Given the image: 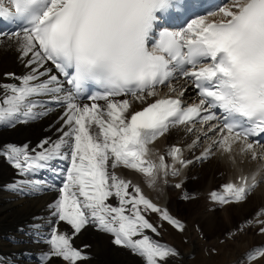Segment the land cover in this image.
<instances>
[{
  "label": "snow or ice",
  "instance_id": "1",
  "mask_svg": "<svg viewBox=\"0 0 264 264\" xmlns=\"http://www.w3.org/2000/svg\"><path fill=\"white\" fill-rule=\"evenodd\" d=\"M194 2L0 0V23L16 25L0 30V46L26 69L0 80V127L59 113L35 146L0 145L17 175L6 185L13 194L55 193L47 234L40 224L31 229L45 245L40 264H88L89 246L74 244L88 228L140 264H183L159 237L165 225L179 233L186 225L117 169L162 196L184 189L189 168L226 158L233 175L208 193L221 212L248 203L264 184V0H226L184 26L164 25ZM174 132L180 141L169 143ZM246 162L258 167L245 172ZM250 230L264 237V206L225 238ZM237 264H264V243Z\"/></svg>",
  "mask_w": 264,
  "mask_h": 264
},
{
  "label": "bare ground",
  "instance_id": "2",
  "mask_svg": "<svg viewBox=\"0 0 264 264\" xmlns=\"http://www.w3.org/2000/svg\"><path fill=\"white\" fill-rule=\"evenodd\" d=\"M14 69H17L18 71L22 72L23 74L26 72V69L24 68V66H22L20 61L17 60V54L15 51L8 48V47L0 46V80H3V74L4 73H7V72L12 71ZM57 115H58V113H53L52 115H49L48 118H43L42 120H37L35 122H32L31 124H23V125H28V126L34 127L35 131L23 133L22 135L15 137L12 141H14V140L24 141L25 140L27 142H30V143L36 145L42 138H44L47 135H51V133L48 131V126L53 122V120L55 119V117ZM174 135L177 137L179 136L177 133H174ZM169 138L173 139V135ZM172 139H168V141H173ZM175 141H179V140H175ZM162 142L163 141L159 142L157 145H155V147L161 149ZM7 143H8V141H6L2 137H0V145H4ZM210 163H211L210 165H205V164L201 165L203 170L200 173L198 172V169H200V168H197V172H194V174H192L193 176H197V178H193V179H196L195 181H193V179L191 181L189 180V183L192 182L193 184L197 185V191L199 193H198V195H196V199H194L192 201H186L192 207H196V209L194 211V215H191V218L189 217L188 220L184 219L187 223L185 233L188 235V237L191 241L195 240V242H194L195 244L197 242V238L202 234L200 231L199 232L196 231V228H195L196 225H198V228L201 227L200 229L206 228V231L208 229V231H213L215 234V232H217L219 227L217 228L215 226V229H214V225H211V223L215 222L217 225L218 220H220L219 213H222V215L224 217V215L226 216L231 211L230 210L231 208H229L225 211H222V212L221 211H210V209L208 208L209 204L204 202L205 201L204 200L205 199L204 194L207 191H209L210 189H212L214 186H216L217 181H220L219 175L221 174L220 173L221 171H222V176L224 177V181L226 179H228L231 175H233L232 169L228 165L226 158H225V160L216 159ZM257 167H258V165L255 162H246L243 165L244 170H246L247 172L250 170H255ZM191 168H196V167H191ZM191 168H189L187 170V173H189V171H191ZM117 171L119 174L125 175L129 179H132L133 182L140 183L142 188L144 189V192H146L149 196H151L157 202L161 201L163 203L164 202L167 203L166 204L167 207H170V203H171V200L173 198L176 200V195H179V192L184 193V190H175V192H177V193L174 194L173 188H166L164 191V194L162 196H160V195H158L157 192H155L152 189H150L149 187H147V185L144 183V180L142 177L135 175L131 172H126L123 169H117ZM15 179H17V175H16L15 170L12 167H10L9 164L5 160L0 159V191H2L5 195L4 197H1L2 195L0 197H1V199H3L4 202H7L9 204L8 208L14 210L16 213L15 217L12 220L5 222V223L2 220L3 223L0 224V231L2 228H4L2 230L3 232L5 229L12 231V232L10 231L9 233H7V235H8V238L12 239V241L14 242V247H13V251H12L13 256H15L16 254H20V253H26L28 255L29 261L34 262L33 255L34 254L37 255L38 253H41L44 250V248H42L43 246L38 247V244H39L38 242L36 245L33 242L28 243V241L32 240V237L22 236V233H24L25 229L18 228V226H20V224L22 223V222H20L21 220L28 219L30 216H35V217H38V220L33 222V224H40L41 227L44 228L45 223L48 220L52 219L51 216L47 213V206L50 203L49 200H51L53 198L55 193L54 192H42V193H38V194H36L34 196H30V197L17 196L15 194H13L6 187V185L11 184ZM189 185H191V184H189ZM262 191L264 192V184H262L255 191L254 195L252 196L251 200L248 203L241 205V206H237L238 207L237 209L240 210V213L242 216H245V218H247L248 216L253 214V212L256 211L258 208L264 206V195L260 194ZM251 206H253V207H251ZM234 208H236V207H234ZM250 209H251V211H250ZM188 216H189V214H188ZM242 216L237 215V218H239V220H240ZM186 217H187V215H186ZM224 218L226 219L227 216ZM16 220H17V222H16ZM204 220L209 222L210 225H207V223ZM241 222H242V220H241ZM227 223H228V220H227ZM228 224H230V223H228ZM169 231L172 232L174 230L165 226V230H163L164 238H170L171 239V237L165 236V234L170 235ZM218 232H219V230H218ZM218 232H217V234H218ZM44 233H45V235L47 234L45 229H44ZM247 233L242 234L240 239H242L243 237L247 238V235L249 234V233L248 234ZM180 236H181V234L176 232L175 238L179 242H181L179 239ZM261 238H264V237H261ZM262 241H263V239H256V240L252 241V243L250 241V243L247 246H243V247L248 250L251 248L250 246L252 244L261 243ZM74 242L77 246H79L81 243H82L81 246H83V244L86 243L90 247L87 250V252H91L93 255V258L91 260H89V264H100V263H102V264H117V263L120 264V261L123 260V259H120L123 256L121 249L114 247L110 243V238L107 235L102 234L100 232H97L96 230H94L92 228H88L86 231H84L82 233V235H80L77 239H75ZM89 243H90V245H89ZM190 244H193V243H190ZM216 244L215 245L213 244V245L216 246ZM179 245L181 247H186L183 244H179ZM226 249H227V247L220 248V251H219L220 253L218 255H220ZM201 250L205 251L206 247L201 246ZM188 252H190V251L186 249L184 251L183 255L186 257L185 253H188ZM200 253H201V251H200ZM200 253H198L195 257L196 259L201 257L199 259L200 264H205V263L212 264L213 263V262L210 263V261H208L207 258H204L203 256H201ZM212 256L213 255H210L209 257H212ZM95 257H98L99 261H93V259ZM38 259H39V257H38ZM220 259H222L221 256L218 259H214L215 264H217ZM124 262H126L127 264H132V262H130V260H128L127 258H124ZM191 262H192V264H195V260H192ZM185 264H190L187 258H186ZM232 264H235V263L232 262Z\"/></svg>",
  "mask_w": 264,
  "mask_h": 264
},
{
  "label": "rangeland",
  "instance_id": "3",
  "mask_svg": "<svg viewBox=\"0 0 264 264\" xmlns=\"http://www.w3.org/2000/svg\"><path fill=\"white\" fill-rule=\"evenodd\" d=\"M32 131H35V128L34 127H32V126H28V125H23V124H20V125H17L15 128H12V127H0V137H2L3 139H5L6 141H12L15 137H17V136H19V135H22L23 133H26V132H32ZM4 160V159H3ZM211 163H205V165H210ZM198 168V167H197ZM203 170V168L202 167H200V169H198V172L200 173L201 171ZM197 172V171H196ZM221 174L219 175V180L220 181H217V185L221 182V181H223L224 180V177L222 176V171L220 172ZM191 181V180H190ZM189 184H191V185H189ZM196 186V187H195ZM188 187V188H187ZM185 188L189 191V192H193V193H195L196 195H198V191H197V185L196 184H193L192 182H190L189 183V181L188 182H186V184H185V186H184V189L183 190H185ZM194 188V189H193ZM2 192V191H1ZM175 193H177V192H175V189H174V194ZM261 195H264V192L262 191L261 193H260ZM1 197H4L5 195H4V193L2 192L1 193ZM1 197H0V199H1ZM179 200V199H178ZM205 201V203H207L206 202V199H204ZM173 201V202H172ZM175 201V202H174ZM181 201V200H180ZM6 204H7V206H9V204L7 203V202H5ZM172 203V204H171ZM171 203H170V208L172 209V211H174V212H176L177 213V215H179V216H181L183 219H185V220H188V218L190 217L191 218V215H194V211H195V209H196V207H192L191 205H189V203L188 202H185V204L187 205V206H183V202H177V200H175L174 198L171 200ZM188 203V204H187ZM251 207H253V206H251ZM238 207H236V208H234V207H232L230 210V212L226 215L227 216V218L225 219L224 217H226L225 215H224V217H223V215H222V213H219V215H220V220H218V223H217V225H216V223L215 222H212L211 223V225H214V229H215V226L218 228V230H219V232H218V230H217V232H218V234H217V232H215V234H214V232L213 231H208V229H207V231H206V228H202L201 229V235L197 238V242H196V244L194 243L195 242V240L194 241H191L190 239H189V237H188V235L184 232V233H180L181 234V236H180V240L182 241V243H184V244H186V245H184V246H186V247H181V252H182V254L184 253V251L187 249V250H189L190 252H192V253H194L195 255H197L200 251H201V253H202V256L203 257H205V258H208L209 257V253H211V252H213L212 251V249H210V247H215L214 245L217 243V242H222L221 244H219L218 245V243L216 244V246H217V248L219 249H214V254H213V256H215L212 260H210V263H212V264H215V262H214V259H218L220 256L222 257V259H220L219 261H218V263L217 264H226L227 263V261L229 260H233L235 257H236V255H237V252H238V254L239 255H241V253L244 251V250H246L243 246H247L249 243H250V241H251V243H252V241H254V240H256V239H259V238H261V237H259L260 235H258L257 233H255V231L254 230H250V231H248V235H247V238H245V237H243L242 239H240L241 238V236H242V234L241 235H239V236H237V238H235V239H232V240H226V234L229 232V230H235V228H236V226L238 225V222H241V220L242 221H244L246 218H245V216H242L241 215V213H240V210L239 209H237ZM1 209H2V211H1ZM252 209V208H251ZM251 209H250V211H251ZM8 208L7 207H0V220H1V222H2V219H4V218H2L1 219V217H4L6 214H7V212H8ZM192 211V212H191ZM235 211V212H234ZM242 211V210H241ZM188 214H189V216H188ZM250 214V213H249ZM186 215H187V217H186ZM232 215V216H231ZM237 215H240V216H242L241 217V219L239 220V218H237ZM252 215V214H251ZM250 215V216H251ZM232 218V219H231ZM227 220H228V223H230V224H228L227 223ZM233 220V221H232ZM23 220H21L20 222H22ZM205 221V220H204ZM224 221V222H223ZM16 222H17V220H16ZM206 223H207V225H210V223L209 222H207V221H205ZM230 225V226H229ZM232 225V226H231ZM201 228V227H200ZM200 228H198V229H200ZM212 228V227H211ZM4 228H2L1 229V231L3 230ZM222 229V230H221ZM226 231V232H225ZM12 232V231H11ZM169 234L171 235H168V234H165V236H167V237H171V239L172 240H174V242H176V243H180L176 238H175V234H176V232L175 231H169ZM214 235V236H213ZM254 235V236H253ZM258 235V236H257ZM183 236V237H182ZM186 236V237H185ZM211 236V237H210ZM221 236V239H219V237ZM253 236V237H252ZM213 238V239H212ZM217 238H218V240H217ZM196 239V238H195ZM240 239V240H239ZM212 240V241H211ZM225 240V241H224ZM0 241H1V238H0ZM241 241V242H240ZM248 241V242H247ZM212 242V243H211ZM233 242V243H232ZM188 243V244H187ZM190 243H193V244H190ZM211 245H210V244ZM224 243V244H223ZM227 243V244H226ZM230 243V244H229ZM92 244V243H91ZM214 244V245H213ZM82 245V243L79 245V246H81ZM83 245H87L86 243H84ZM89 245H90V243H89ZM228 245V246H227ZM43 246V247H42ZM201 246H205L206 247V250L205 251H202L201 250ZM241 246V247H240ZM38 247H42V248H44L45 249V245L43 244H38ZM93 247V246H92ZM91 247V248H92ZM222 247H227V249L224 251V252H222L220 255H218L220 252V248H222ZM90 248V247H89ZM88 248V249H89ZM87 249V250H88ZM241 252V253H240ZM42 253H43V251L41 252V253H38L37 255L36 254H34L33 255V258H34V262H32V261H29V263H31V264H36V261L37 260H40L41 259V256H42ZM185 254H187V253H185ZM16 255H19V254H16ZM238 255V256H239ZM38 257H39V259H38ZM123 257V256H122ZM120 258V259H123V260H121L120 261V264H127L126 262H124V258ZM188 257V261H189V263L190 264H192V260H191V254L190 255H188L187 256ZM187 257H185L184 255H183V257L180 259V260H182L183 261V264H185V262H186V258ZM95 259V261H99V259H98V257H95L94 258ZM128 260H130L129 258H127ZM131 261V260H130ZM89 262V261H88ZM19 264H27V263H19ZM100 264H102V263H100ZM118 264V263H117ZM132 264H136L133 260H132ZM195 264H200V260H198V261H195ZM205 264H207V263H205Z\"/></svg>",
  "mask_w": 264,
  "mask_h": 264
}]
</instances>
